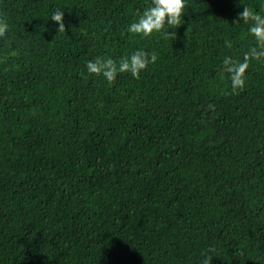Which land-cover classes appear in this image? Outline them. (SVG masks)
Wrapping results in <instances>:
<instances>
[{
  "label": "trees",
  "instance_id": "16d2710c",
  "mask_svg": "<svg viewBox=\"0 0 264 264\" xmlns=\"http://www.w3.org/2000/svg\"><path fill=\"white\" fill-rule=\"evenodd\" d=\"M149 3L0 0V264H264V60L222 70L264 0H186L174 40L127 32ZM137 50L139 79L87 72Z\"/></svg>",
  "mask_w": 264,
  "mask_h": 264
},
{
  "label": "clouds",
  "instance_id": "9594fccd",
  "mask_svg": "<svg viewBox=\"0 0 264 264\" xmlns=\"http://www.w3.org/2000/svg\"><path fill=\"white\" fill-rule=\"evenodd\" d=\"M186 0H150V3L141 12H137V18L127 27V32L132 35H139L142 38H148L159 33L165 38L171 37L176 39L175 31H167L164 29L175 30L181 23V17L184 15ZM50 19L57 22L59 27L58 33L65 32L64 12L55 10ZM243 21L250 25L248 33L254 38L255 46L243 54V60H235L231 56H225L222 62L223 72L229 74L231 83V91L225 92V95L235 94L243 90L246 84V70L253 60H264V15L254 11L245 5L243 10L238 13V19L234 23ZM8 24L5 20L0 19V37L6 35ZM123 35V33L121 34ZM225 47L231 49L232 41L225 39ZM157 60V53H148L144 50H137L130 56L126 55L117 62L111 57H96L86 63L87 72L94 76H103L109 85L116 80L118 73H130L132 77L139 79L140 73L146 70L149 64H154ZM209 110H215V106L208 105ZM209 252L214 249L209 248ZM212 257L205 256L202 264H211Z\"/></svg>",
  "mask_w": 264,
  "mask_h": 264
}]
</instances>
